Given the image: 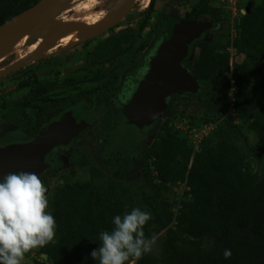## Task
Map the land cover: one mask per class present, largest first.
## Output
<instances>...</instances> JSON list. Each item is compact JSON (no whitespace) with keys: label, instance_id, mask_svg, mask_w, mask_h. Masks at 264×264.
Here are the masks:
<instances>
[{"label":"rangeland","instance_id":"374dc122","mask_svg":"<svg viewBox=\"0 0 264 264\" xmlns=\"http://www.w3.org/2000/svg\"><path fill=\"white\" fill-rule=\"evenodd\" d=\"M16 1L0 0V8L13 7ZM200 1L156 0L151 9V2L146 7L143 0H136L125 19L102 37L105 39L108 35L122 33L129 36L134 47L130 57L122 54L111 64L99 67L90 62L93 52L100 48L98 40L71 49L54 45L44 52L41 60L0 79V147H4L33 138L42 123L40 119L33 121L32 118L38 117L42 109H51L54 105L49 99L25 101V95L41 93L47 97L48 88H58L70 79H83L86 85H90L95 72L101 68L104 71L101 79L107 84L101 96L88 97L89 93L83 90L70 108L86 116V127L69 146L56 149L47 157L50 167L41 180L48 189V210L51 213L57 191L66 184L88 183L95 189L105 190L117 181L128 189L126 203L129 206L147 208L152 201L157 206L164 202L166 207H171L174 220L170 227L175 229L183 203L194 197L189 175L196 155H216L221 143L242 157L244 170L251 175L254 185L264 180V148L252 129L253 119L246 120L236 109L233 76L235 66L246 61L247 57L234 47L243 15L264 0H208L219 14L217 17L202 15L198 19L211 22L213 27L203 37L202 44L192 46L189 63L184 64L193 73L195 66L202 62L200 57L204 52L213 58V65L207 71H197L203 74L201 80L198 79L201 85L199 92L169 95L168 108L150 130L148 139H133V130L125 128L127 111L161 46L171 37L174 26L187 20ZM117 3L118 0H73L56 19L66 23L78 19L90 23L107 12L113 15ZM148 10L146 27L141 30L140 25ZM34 37L37 41L32 38L24 45L18 41L12 51L0 59V70L35 51L43 36ZM262 60L263 55H259L257 63L248 62L252 71ZM95 80V83L101 82L97 78ZM57 114L50 111L45 116L52 118ZM233 125L240 131L233 132ZM170 135L178 137L180 147L170 160L173 176L166 174V181H163L156 170L158 157L155 149L160 151L164 138ZM152 229L157 241L150 253L161 257L167 233L158 226ZM58 238L56 231L51 242ZM37 261L53 264L41 252V247L26 253L23 264Z\"/></svg>","mask_w":264,"mask_h":264},{"label":"trees","instance_id":"16d2710c","mask_svg":"<svg viewBox=\"0 0 264 264\" xmlns=\"http://www.w3.org/2000/svg\"><path fill=\"white\" fill-rule=\"evenodd\" d=\"M39 1L18 0L13 2V7L0 8V26ZM155 2L151 1V9ZM149 11L141 24L142 29ZM218 14L208 0H201L187 21ZM240 28L234 47L247 57L233 72L235 106L246 120L253 119L252 129L264 148V3L243 15ZM203 37L194 41L191 48L196 43L202 44ZM29 40H24L22 45ZM259 55H263V60L252 71L249 63H257ZM200 58L202 62L193 71L199 80L203 74L197 71L205 72L213 65L209 53L204 52ZM188 63L187 58L184 64ZM231 129L236 133L240 131L234 125ZM171 136L163 139L160 151L155 149L156 170L163 181H166V174L173 176L170 160L180 147L178 137ZM189 184L194 197L183 203L175 229L170 227L174 220L173 209L166 207V203L157 206L151 201L147 208H140L152 214L144 228L146 237L154 234L153 226L165 229L167 235L161 257L147 253L135 264H264V180L254 185L251 175L244 170L242 157L221 143L216 155H196ZM127 190L117 181L105 190L95 189L88 183L62 186L54 197L52 213L59 238L41 247V252L53 264H98L91 253L100 247L99 233L111 231L114 216L136 208L126 203ZM225 249L232 251L229 259L224 258ZM34 264L48 263L37 261Z\"/></svg>","mask_w":264,"mask_h":264},{"label":"water","instance_id":"95a60500","mask_svg":"<svg viewBox=\"0 0 264 264\" xmlns=\"http://www.w3.org/2000/svg\"><path fill=\"white\" fill-rule=\"evenodd\" d=\"M72 1L40 0L31 8L2 24L0 40L14 32H19V35L5 46L0 53V59L12 51L30 25L36 26L38 23H43L46 26L48 15H60ZM135 2L136 0H128L126 6L116 11L107 24L88 23L78 19L68 22V29L58 33H51L49 27L46 26L49 31L46 36L41 35L44 41L39 44L38 48L1 69L0 78L40 59L59 38L81 30L87 25L90 26V31L84 34L85 39L102 34L120 23L128 15ZM212 27L211 22L201 20H183L174 26L171 37L161 46L150 72L142 82L127 111L130 124L143 127L157 122L167 110V98L172 93L196 94L199 92L201 85L198 78L183 65V62L190 54V45ZM46 44L49 46L47 47ZM85 127L86 123H77L72 114L68 113L61 121L47 125L37 138L25 143L0 147V179L8 173L19 172L35 173L41 178L50 167V164L46 162L47 154L59 145L69 144Z\"/></svg>","mask_w":264,"mask_h":264},{"label":"clouds","instance_id":"9594fccd","mask_svg":"<svg viewBox=\"0 0 264 264\" xmlns=\"http://www.w3.org/2000/svg\"><path fill=\"white\" fill-rule=\"evenodd\" d=\"M48 189L31 172L8 173L0 179V264H23L25 254L46 246L56 233V220L48 210ZM152 214L139 207L113 217V228L99 233L100 247L91 256L98 264H133L156 244L144 228ZM224 258L232 256L230 249Z\"/></svg>","mask_w":264,"mask_h":264},{"label":"flooded vegetation","instance_id":"af4514ba","mask_svg":"<svg viewBox=\"0 0 264 264\" xmlns=\"http://www.w3.org/2000/svg\"><path fill=\"white\" fill-rule=\"evenodd\" d=\"M104 15H102L99 19H101ZM99 19L91 20L90 23H95ZM144 19H145V17H144ZM64 23H66V22H64ZM118 24H116L115 26H113L109 30L103 32L102 34H100V35H98L96 37H93V38H90V39H86L83 42L76 43V45H71L70 44L71 47L69 49H71V48H73L75 46H78V45H82L84 47V46H87L88 44H91L92 42L98 40L97 44L100 46V48H97L93 52V57L91 58L90 62H91V64L93 66L97 65L99 67H100V65L101 66H105L107 64L108 65L111 64L112 61H114L115 59L120 57V55H122V54H125L127 57H130L133 54L134 47H133V44L131 42V38L129 36H124V33H122L121 35H108V37H105V39H102V37H104L105 34H109V32H111L112 29L115 28ZM87 26H89V25H87ZM145 27H146V24H145ZM145 27L142 29L141 25H140V29L141 30H144ZM204 36H205V34H204ZM24 40H26V39L19 40V41H21V43L23 44ZM32 40L37 41V37H35ZM43 41H44V38H42V39L40 38V43H42ZM55 45H59V46L62 47L63 43L57 41ZM191 45H190V50H191ZM41 59H42V57L40 59H38V60H41ZM183 65H184V62H183ZM102 76H104V71L101 68V69H98L95 72V74L93 76L94 78L92 79V83L90 85H86V82H84L83 79H79V80L70 79V80H66L63 83H61V86H59L58 88L56 86H53V88H48L47 97H44V95L41 94V93H37L36 95H33V96L32 95H25V96H28L27 99H24L25 101H28V100H37L38 101V100H41V99H49V101L51 103H54V105H53V107L51 109H47V110L46 109H42V111L39 112V116L38 117H33L32 118L33 121H37V119L38 120L40 119L42 125L38 128V133H36L33 138L27 139L25 142H29V141L37 138L38 135L43 132V130L45 129V127L47 125H49V124H51L53 122L61 121L63 118L66 117V115L68 113L72 114V116L74 117V119L76 120L77 123H79V124L86 123V122L88 123V121L86 119V116L84 114H82V112L79 113L75 109H73V108L70 109V108L72 107L73 100H75L78 96L83 94V90H86V92L89 93L88 97H93V96L94 97H98V96L100 97L101 96V92L103 91V87L106 86V84H107V83H105V84L103 83V79H101ZM96 78L99 81L101 80V82L95 83V81H96L95 79ZM111 83L112 82H110V84ZM84 84H85V86H84ZM74 88H75V90H74V92H72V89H74ZM73 94H74V96L72 97ZM184 94H192V93H184ZM25 96H24V98H25ZM72 98H74V99H72ZM50 111L51 112L53 111V113L57 112L58 114L55 115V116L53 115L52 118H49V117L45 116ZM155 123H153V124H151L149 126L138 127V126H136L134 124H130L129 123V119H128L127 115L125 116V121H124L125 128H127L128 131L129 130H133L132 131V138L133 139H135V138H138V139L139 138H145V139L147 138L148 139L149 136L151 135L150 134V130L154 127ZM38 124H39V122H38ZM22 131L24 132L23 129H22ZM76 137H74L70 141L69 144H67V145H59V146L55 147L52 151H54L56 149H59V148H62V147L69 146L76 139ZM25 142H18V143H25ZM49 154H47V156H46V162L47 163H48L47 157L49 156Z\"/></svg>","mask_w":264,"mask_h":264},{"label":"bare ground","instance_id":"6f19581e","mask_svg":"<svg viewBox=\"0 0 264 264\" xmlns=\"http://www.w3.org/2000/svg\"><path fill=\"white\" fill-rule=\"evenodd\" d=\"M145 3V6L147 7L151 0H143ZM128 3V0H118V3L114 7L116 11H119L123 9L126 4ZM112 19V14L111 12H107L101 19H99L95 24H107L111 21ZM46 23L50 29L51 33H58L62 32L68 29L67 23H64L60 20L56 19V16L54 15H48L46 17ZM43 23H38L36 26L35 25H30L25 34L22 36L20 40L23 39H32L36 35H45L48 33V29ZM90 31V26L84 27L81 30L74 31L70 34H67L65 36H62L59 38L57 41L63 43L62 48L63 49H69L71 45H76V43H80L85 41L84 34ZM19 35V32H14L11 35L3 38L0 40V53L3 51L5 46L10 43L13 39H15Z\"/></svg>","mask_w":264,"mask_h":264}]
</instances>
